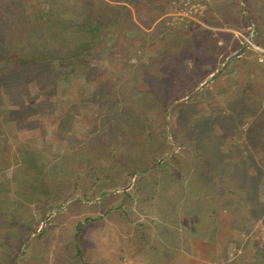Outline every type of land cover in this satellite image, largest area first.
<instances>
[{
  "label": "trees",
  "instance_id": "obj_1",
  "mask_svg": "<svg viewBox=\"0 0 264 264\" xmlns=\"http://www.w3.org/2000/svg\"><path fill=\"white\" fill-rule=\"evenodd\" d=\"M172 1L162 0L163 14L175 9ZM132 2L15 0L14 10L9 11L6 0H0V174L11 169L18 192L29 196L42 193L52 198L55 203L43 208L46 212L67 199L63 191L53 196L43 171L44 162L28 142L18 143L14 130L41 125L40 110L44 104H58L60 85L67 81L76 89L81 75H89L94 84L103 88L102 93L113 100L109 103L110 99L100 98L110 104L109 110L124 100L138 107L136 117L122 129L132 144L158 139L159 132L151 126L153 123L162 133L168 135L170 131L179 148L184 147L175 151L167 142L160 143L159 154L141 164L130 163L124 150L112 154L107 149L109 143L100 140L98 154L115 159L119 169H123L124 185L127 176L138 171L133 188L149 199L162 194L173 181L183 187L180 184L186 178L178 169L185 170L191 182L203 180L199 186L190 185L192 193L182 215L175 216L176 226L180 225L183 232L175 234L176 241L171 242L174 249L160 250L164 264H206L197 257L198 251L208 255L212 262L253 264L254 260V264H264V240L249 253L248 247L236 238V230L249 233L261 216L259 198L249 183L262 181L264 188V63L254 56L250 58L254 50L244 48L222 68L226 56L232 54L230 50L243 47L238 39H232V32L214 31L198 22L176 28L166 24L165 18L146 29L136 20ZM215 3L200 18L204 23L223 26L221 19L234 28L241 23L253 24L255 42L264 45V0ZM147 48L152 50L146 52ZM113 49L111 54L119 53L128 62L143 52L135 64L129 63L127 76L117 75L112 69L104 73L101 63L94 62ZM221 52L226 55L219 59ZM231 71L235 74L229 80ZM114 79L120 84L111 90ZM186 96L189 97L182 100ZM95 98L99 99L96 95ZM74 106L65 108L59 103L55 108L51 116L54 139L63 137L61 126L73 119L68 115ZM41 127L44 128L43 124ZM184 135L192 138L184 141ZM93 144V139L89 140L87 147L91 151L95 150ZM149 178L153 183L148 184ZM108 190L99 192L96 205L105 215L117 209V215L127 222L124 207L131 191ZM5 193L1 191L0 197ZM82 204L83 199L76 198L66 208L60 207L33 236L38 227L33 226L34 216L29 207L18 213L17 208H9L0 199V253L8 256L0 264H17L22 251L21 264L38 262V254L32 259L29 251L33 243L41 240L36 245L42 254L49 235H53L52 224ZM206 215L209 230L199 233ZM190 223L198 224V229ZM76 227L74 249L81 264H106L85 260L82 228ZM146 227L142 221L133 227L134 238H140L136 241V253L145 252L147 247L156 248ZM232 243L236 253L230 259Z\"/></svg>",
  "mask_w": 264,
  "mask_h": 264
},
{
  "label": "rangeland",
  "instance_id": "obj_2",
  "mask_svg": "<svg viewBox=\"0 0 264 264\" xmlns=\"http://www.w3.org/2000/svg\"><path fill=\"white\" fill-rule=\"evenodd\" d=\"M186 1H190V5L193 6L192 11L186 10L187 15L178 14L180 8H183L181 5L183 4L181 3L182 0H173L172 4L175 6V9L167 14L162 13V0H133L132 7L136 20L146 29H151L160 19L165 18L166 24L176 28H180L183 25L189 26L193 22H198L202 27H208L214 31L232 32L234 34L232 39H238L243 47L233 52V50H230L231 46H228L227 49L232 54L226 56L224 64L236 52H242L244 48L252 49L247 45L246 38H249L253 32L254 40L256 28L253 24L244 25L241 23L234 28L227 26L228 23L222 21L219 17L223 26L207 25L200 18L206 14V11L211 6H216L215 0ZM6 2L7 9L13 11L15 0H6ZM194 4L196 7H194ZM231 19H233L232 17L230 21H233ZM150 50L152 49L147 48L146 52ZM111 51L115 50L113 49L104 53L101 59L94 62L101 63L105 70L104 73L112 69V72L122 76L129 74L131 67L129 63L135 64L137 56L143 53L138 52V55L132 57L128 62L119 53L111 54ZM224 56L222 52L219 53V59ZM253 56L258 59L256 52L249 57ZM237 70H240V68H237ZM234 74L235 72L232 71L228 73L230 75L229 80ZM119 84L114 79L111 82V90L117 88ZM204 84L205 82L202 83V85ZM71 85V83L65 81L60 85L58 90V104L60 103L65 108L73 104L75 105L73 111L68 115L70 118L72 116L73 119H69L70 121L65 122L61 126L63 129L61 136L63 137L60 140L54 139L55 137L51 130V116L58 105L57 102L52 107L44 104L41 108L40 113L42 118L40 120H42L41 125L43 124V129L38 124L37 126L31 125L27 128L25 127L21 131L16 128L14 130L18 143L28 142L33 150L36 151L39 159L44 162L43 171L46 174L51 189H53V196L63 191L67 194V199L60 206L58 205V207L56 206V208L46 212L43 208H46L49 203H55L51 200L52 198L50 199L42 193H35L34 196H29L23 192H18V183L13 179L14 174L11 169L0 174V192L7 193L3 194L4 196H1L0 199L5 201L9 208H17L18 213L29 207V211L34 216L35 222L33 226L38 227L37 232L33 236L46 224L50 216L55 214L60 207L66 208L71 200L80 198L85 203L67 212L63 220L52 224L54 226L52 230L53 235H49L47 242H45L47 248L43 250L44 254H40L41 250H38L39 248L36 245L41 240L33 243L29 250L31 251L32 259L37 254L38 258H40L38 262L34 261L31 264H81V260L76 257L74 249L73 234L77 229L76 225H80L82 228L81 236L84 239L85 260H97L106 262V264H164L160 250L166 247L167 249H174V245L171 242L176 241L175 234L183 232L180 225L176 226L175 216L182 215V209L185 208L187 198L192 193L190 185L195 184L199 186L203 183V180L195 179L191 182L190 176L186 174V171L178 169L180 174L184 176V179L186 178L180 184L183 187L179 188V182L173 181L168 184V189L162 194L149 199L145 198V195L141 194L139 190L133 188L138 171L128 175L127 180L124 178L127 181V185H124L123 178H121V175L124 176L123 169H119V164L116 163L115 159L108 154H98L97 151L101 149V147L97 146L100 140H106L109 143L107 149L112 154L124 150L126 159L130 163L139 162L141 164H145L151 157L159 154L160 143L167 142L169 146H173L175 151H179L180 149L182 151L184 147L179 148L178 143L169 135L170 131H168V136L166 133H162L156 127L157 125L153 123L151 126L159 132L158 139L147 143L139 142L135 145L132 144L131 140L123 135L122 129L129 124L130 120L136 117L138 107L130 105V102L124 100L117 105V108L112 107L109 110L110 104H107L106 100H101L100 98L110 99L109 103H112L113 100H111L110 95L102 93L103 88L94 84L89 75H81L78 88L73 89ZM95 95L99 99H96ZM188 97L186 96L183 99H187ZM205 103L207 105L209 101ZM190 138L192 136L184 135V141ZM91 139L94 141L95 150L93 151L87 147ZM189 149L194 156V160H197L194 152L191 151V148ZM184 155L188 156L187 153H184ZM165 157L163 156L162 159H165ZM257 158L259 163L262 164L263 162L260 160V157L257 156ZM142 166L144 167V165ZM191 171L193 170L191 169ZM205 176L203 177L205 178ZM147 182L148 184L153 183L151 178ZM249 187L259 198L261 216L255 221L254 228L249 233L245 234L236 230V238L242 245L248 247L249 253H252V250L258 247L264 240V188L262 181H251ZM102 189H109L108 191H131V198L128 203L126 202L124 207L128 213L127 222L122 221L121 216L117 215L119 213L117 209H113L109 215H105L101 207L96 205L100 200L99 192ZM117 204H119V201ZM206 217L207 215L204 217V220H201L199 233H207L209 230ZM141 221L146 223L147 233L151 236L152 243L156 248L147 247L145 252L136 253V241L140 238H134L136 234L133 227ZM190 225L193 229H198V224L190 223ZM170 234H172V237H170ZM31 240L29 239L28 243ZM235 251L236 245L232 243L229 248L230 259L235 257ZM22 253L23 251L19 255L17 264H21ZM197 257L206 264H226L222 260L212 262L208 255L199 251L197 252ZM7 258L6 254L0 253V261H4ZM230 259L229 261H232ZM251 261L253 264L256 263L254 260Z\"/></svg>",
  "mask_w": 264,
  "mask_h": 264
},
{
  "label": "built area",
  "instance_id": "obj_3",
  "mask_svg": "<svg viewBox=\"0 0 264 264\" xmlns=\"http://www.w3.org/2000/svg\"><path fill=\"white\" fill-rule=\"evenodd\" d=\"M183 4H181L183 6V8H180V12H178L179 15H187V11L186 10H193V6L190 5V1H183ZM195 5V4H194ZM181 6V7H182ZM196 7V5L194 6ZM253 32L251 34V36L249 38H246V43L248 46H250L257 54H258V59L260 62L264 63V45L258 44L256 42H254L253 40Z\"/></svg>",
  "mask_w": 264,
  "mask_h": 264
},
{
  "label": "crops",
  "instance_id": "obj_4",
  "mask_svg": "<svg viewBox=\"0 0 264 264\" xmlns=\"http://www.w3.org/2000/svg\"><path fill=\"white\" fill-rule=\"evenodd\" d=\"M239 52V51H238ZM238 52H236L234 55H232L231 57H229V59L227 60V62L232 58V57H234V56H236V55H238L239 53ZM227 64V63H226ZM226 64H224V66L222 67V68H225V66H226Z\"/></svg>",
  "mask_w": 264,
  "mask_h": 264
},
{
  "label": "water",
  "instance_id": "obj_5",
  "mask_svg": "<svg viewBox=\"0 0 264 264\" xmlns=\"http://www.w3.org/2000/svg\"><path fill=\"white\" fill-rule=\"evenodd\" d=\"M239 52H240V51H239ZM239 52H238V53H239ZM213 76H214V75H212V77H213ZM182 100H185V99H182ZM182 100H181V101H182Z\"/></svg>",
  "mask_w": 264,
  "mask_h": 264
}]
</instances>
